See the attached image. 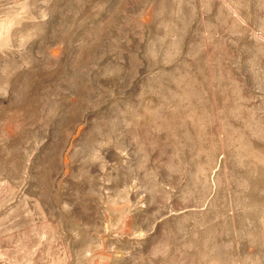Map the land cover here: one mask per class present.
Segmentation results:
<instances>
[{"label": "rangeland", "instance_id": "374dc122", "mask_svg": "<svg viewBox=\"0 0 264 264\" xmlns=\"http://www.w3.org/2000/svg\"><path fill=\"white\" fill-rule=\"evenodd\" d=\"M0 264H264V0H0Z\"/></svg>", "mask_w": 264, "mask_h": 264}]
</instances>
